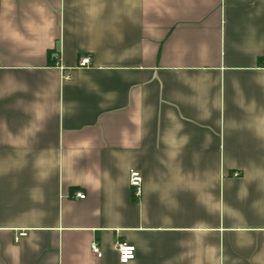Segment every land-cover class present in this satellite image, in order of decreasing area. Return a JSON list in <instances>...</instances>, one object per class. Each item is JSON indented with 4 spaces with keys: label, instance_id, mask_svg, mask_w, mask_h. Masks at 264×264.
Segmentation results:
<instances>
[{
    "label": "crops",
    "instance_id": "crops-1",
    "mask_svg": "<svg viewBox=\"0 0 264 264\" xmlns=\"http://www.w3.org/2000/svg\"><path fill=\"white\" fill-rule=\"evenodd\" d=\"M0 264H264V0H0Z\"/></svg>",
    "mask_w": 264,
    "mask_h": 264
},
{
    "label": "built area",
    "instance_id": "built-area-1",
    "mask_svg": "<svg viewBox=\"0 0 264 264\" xmlns=\"http://www.w3.org/2000/svg\"><path fill=\"white\" fill-rule=\"evenodd\" d=\"M90 65H91V58L89 55H83L78 62L79 67H88ZM63 78L65 80H68L69 75L65 74ZM235 175H238V173L236 172ZM129 183L133 188L134 195L139 196L141 194V185H142V175L139 170L131 169L129 171ZM75 196L77 198H84L85 195L81 192H77ZM90 246H91V251L93 253L96 254L100 251L97 242L93 241ZM117 252H118L119 261L121 263H128L129 261L135 258V246L127 242H119L117 244Z\"/></svg>",
    "mask_w": 264,
    "mask_h": 264
}]
</instances>
